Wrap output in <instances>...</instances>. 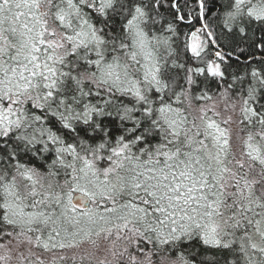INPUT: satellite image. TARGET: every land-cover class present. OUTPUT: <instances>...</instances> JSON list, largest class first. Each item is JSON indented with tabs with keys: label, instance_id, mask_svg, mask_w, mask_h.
I'll list each match as a JSON object with an SVG mask.
<instances>
[{
	"label": "snow or ice",
	"instance_id": "6c2138e0",
	"mask_svg": "<svg viewBox=\"0 0 264 264\" xmlns=\"http://www.w3.org/2000/svg\"><path fill=\"white\" fill-rule=\"evenodd\" d=\"M0 264H264V0H0Z\"/></svg>",
	"mask_w": 264,
	"mask_h": 264
}]
</instances>
